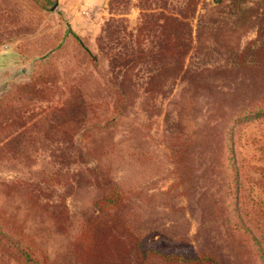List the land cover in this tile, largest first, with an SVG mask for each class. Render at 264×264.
I'll list each match as a JSON object with an SVG mask.
<instances>
[{"label": "rangeland", "instance_id": "rangeland-1", "mask_svg": "<svg viewBox=\"0 0 264 264\" xmlns=\"http://www.w3.org/2000/svg\"><path fill=\"white\" fill-rule=\"evenodd\" d=\"M222 1L0 0V264H82L71 227L112 185L157 244L264 264V110L234 116L264 97L235 59L264 0Z\"/></svg>", "mask_w": 264, "mask_h": 264}, {"label": "trees", "instance_id": "trees-1", "mask_svg": "<svg viewBox=\"0 0 264 264\" xmlns=\"http://www.w3.org/2000/svg\"><path fill=\"white\" fill-rule=\"evenodd\" d=\"M44 1L48 2L49 0ZM247 4L254 3L250 0H225L215 7L212 13L222 15L228 14V10H231L232 15L238 17L237 23H239L246 11H254ZM260 10L264 17V8L262 7ZM255 11H258V8ZM171 22L173 21L171 20ZM206 23L211 25L210 30L212 31L218 27L223 31L220 32L223 36L222 42L225 44L232 42L231 37L237 38V34L241 36V33H245L246 30H242V27L248 25L243 22L238 26L236 25L234 29L228 30L226 29L227 23L217 24L202 21L200 26L203 28ZM256 34V39L253 42H249L241 49L235 48V59L241 69L254 72L258 76L264 73V34L261 28L256 30ZM73 37L81 48L90 55L88 49L81 44L80 38ZM189 39L191 43H194L195 38ZM61 48L63 45L58 46L57 50ZM57 50L52 51L49 56L36 58L32 73L35 79L33 77L32 82L37 79L39 81L38 86L44 85L42 84V72L45 73L46 71L42 68L47 63L46 59L55 54ZM248 57H250L249 60H247ZM253 80L264 83V76L261 75V78ZM262 110H264V97L258 99L254 104H246V108L236 112L234 116L235 119H240L243 112L252 113L256 111L260 113ZM131 201L133 202L122 188L112 185L103 189L101 196L92 203V212L89 215L78 220L75 226H70L72 231H75L72 235V246L76 257L82 261V264H219L218 260L210 254L181 246L163 247L157 244V240L146 238L141 231L138 234L135 224L137 208L131 204ZM62 215L67 221L68 212L63 211Z\"/></svg>", "mask_w": 264, "mask_h": 264}, {"label": "water", "instance_id": "water-1", "mask_svg": "<svg viewBox=\"0 0 264 264\" xmlns=\"http://www.w3.org/2000/svg\"><path fill=\"white\" fill-rule=\"evenodd\" d=\"M54 6H56V4Z\"/></svg>", "mask_w": 264, "mask_h": 264}]
</instances>
